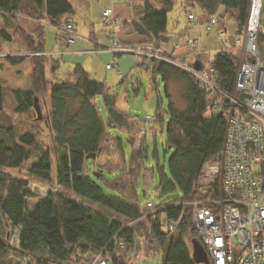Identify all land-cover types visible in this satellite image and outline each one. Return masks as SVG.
<instances>
[{"label": "trees", "instance_id": "trees-1", "mask_svg": "<svg viewBox=\"0 0 264 264\" xmlns=\"http://www.w3.org/2000/svg\"><path fill=\"white\" fill-rule=\"evenodd\" d=\"M33 1L37 6L45 4L53 25L62 21L61 16L74 11L67 0ZM158 2L160 9L155 7L151 0H142V3L133 5V28L146 38L138 45L161 48L162 36L167 32L168 12L174 0ZM251 3L252 0H191L190 5L201 8L213 17L221 12L223 7L236 9L237 28L241 35L249 21ZM20 6V0H0V10L5 13H19L22 11ZM262 13L264 14V4ZM257 39L259 47L258 43L264 42V33L261 30ZM165 55L180 61L171 54ZM23 57L28 56L7 58L12 63H17L23 60ZM33 59L35 67L31 76L32 88L13 91L17 101L16 111L20 113L33 109L35 96H41L40 93L44 92L47 86L45 57L33 56ZM152 63V68L146 70L161 75L169 99L166 124L167 147L170 151L169 174L165 173L164 169L159 170L158 190L162 196L177 191L180 195L170 202H155L156 208H165L140 219L143 214L149 213L150 208L147 205L141 208L137 198L128 197L124 193L126 186L120 184L125 181L123 171L126 170L123 166L110 165L111 168L97 171L94 163L91 168H86L87 161L91 159L87 158V155L92 153H97V157L91 159L94 161L109 152L107 155L111 157L119 153L122 165L125 162L122 142L107 132V125L127 129L133 136V148L139 133L141 138V130L129 121L124 111L117 108L116 100L108 94L106 84L92 78L80 64H76L65 80L50 86L51 109L44 122L54 134V150L37 146L36 134L33 132L21 135L19 140L12 136L10 141L0 140V168L22 166L30 158L29 147L35 146L38 154L35 157L37 161L31 165V174L51 180L55 164V178L59 185L82 199L108 208L126 220L123 222L113 219L59 192H50L31 211L28 209V198H35L37 194L29 187L28 180L11 177L0 171V188L6 185L8 191L5 196H0V227L6 220L17 230L18 250L35 258L34 262L27 264H81L87 253H99L118 233L126 240V247L120 252L117 264H134L127 259V254L134 246L137 235L142 232L151 240H156L158 247L162 249L163 264H205L193 257L183 234L175 238L173 233L162 228V223L173 218L181 220V233L191 229L193 207L187 202L207 198L210 194L209 188L198 186V180L204 163L215 159L223 148L229 103L224 99L222 107L219 108L197 77L181 66L159 59H153ZM189 66L201 72L212 68L216 74V85L224 92L234 94L239 59L233 54L220 49L208 63L197 62ZM174 80L183 84L185 106L182 109L175 105L168 90ZM98 95L103 96L108 109L107 121L103 119L94 102ZM3 107L4 94L0 82V112ZM161 118L159 110L156 120ZM145 143L146 138H143V144ZM145 156L144 149L140 148L136 152L133 150L131 165L139 162L141 166ZM106 170L121 172L122 177L118 178L120 182L118 179L108 182L111 187L119 190L121 195L107 193L98 183ZM135 220L137 221L133 225L127 226ZM193 241L207 253L196 233L193 235ZM5 249L6 244L0 238V264H3L1 255Z\"/></svg>", "mask_w": 264, "mask_h": 264}, {"label": "rangeland", "instance_id": "rangeland-1", "mask_svg": "<svg viewBox=\"0 0 264 264\" xmlns=\"http://www.w3.org/2000/svg\"><path fill=\"white\" fill-rule=\"evenodd\" d=\"M72 6L74 11L72 13L64 14L63 18L70 19L73 21L75 27L78 30L80 38L88 37V29L93 27L96 29L105 28V17L103 11L105 10V4L108 0H67ZM134 2H139L140 0H133ZM155 7L160 9L158 0H151ZM191 2V1H190ZM189 4L185 5L184 0H175L174 7L168 12V29L174 32L187 31L191 29L190 38L196 39L201 38L202 42L207 37V32L205 28H201L200 32L192 30L196 24V17L199 14V7L191 6ZM22 13H17L16 16H5L0 10V42L4 43L5 46L1 47L3 54L0 55V82L3 87L4 94V107L0 112V140L10 141L12 136L15 140H19V137L25 133H35L37 146L44 149L54 150V134L50 126L44 122L46 116L50 112V99L47 94V90L40 93L39 104L43 113V118L38 119L35 109H29L26 112H17L16 106L17 101L14 95L15 89H30L32 81V58L31 49L28 50V42L25 40L21 29H19L20 23L22 21H27L31 23V20L27 17L29 14L26 7H22ZM194 13V19H189V11ZM213 18V17H212ZM9 19L15 23H18V27L7 28L4 24V20ZM217 22L219 18H216ZM47 20V19H46ZM43 19V26L45 28L46 34V46L44 47L46 52L55 53L56 49L64 45V34L62 31L56 29L55 26L49 25ZM228 20V21H227ZM225 22L229 24V34L235 33L236 20L230 15L229 19ZM92 24V25H91ZM218 25H215L211 31L210 38L213 41V45L208 47L209 58L214 59V54L218 49H221L224 45H227V40H220L218 33L215 31ZM23 28V27H22ZM25 29V28H24ZM3 30H7L10 34L12 40L10 41L3 34ZM246 31L248 30V24L246 26ZM262 31L264 33V14L262 13L260 18V24L256 32V39L258 38V32ZM209 33V32H208ZM258 40V39H257ZM57 41L58 48L55 45ZM86 42V41H84ZM260 54L264 60V42L258 43ZM74 45L73 47H75ZM7 50L13 53H24V59L12 63L6 55H8ZM55 50V51H54ZM30 54V55H27ZM24 56V55H23ZM49 57V56H44ZM81 57V56H80ZM204 57H207L206 55ZM83 59L87 60L88 69L91 71L90 76L96 80L103 81L108 89V94L112 95L116 100V106L121 111L126 113L129 121L135 125L140 133L136 136L137 141L132 143V135L125 128L120 127H109L106 126L107 132L113 135L115 138H119L122 142L125 151V162L121 161V155L118 153L115 157L108 156L106 152L97 161L88 160L86 168L89 169L94 163H96L95 170L100 171L101 169L111 168L110 165L123 166L126 171L125 181L118 179L122 177L121 172L118 170H106L102 174V178L98 180L105 191L110 194H120L121 192L116 188L109 185L110 180L118 179L122 186H126L123 190L128 197L137 198L138 204L141 208L146 206L147 200L152 199L154 202H170L174 198L180 195L179 191L170 193L168 195L162 196L158 190L159 183V170L164 169L165 173L169 174L168 159L170 156V151L167 147V131L166 124L168 121V104L169 99L166 94L165 83L162 77L158 73H153L152 71L145 70L137 61L133 54H127L123 58V66L127 67L128 70L121 76L117 65L114 67L115 71H108L106 69V64L109 62L107 57L101 56H82ZM69 57L65 56L61 66V74H69L73 71V68L68 62ZM180 62V61H179ZM182 63V61L180 62ZM71 66V67H70ZM122 66V65H121ZM117 71V73H116ZM116 73V76L114 75ZM47 89V87H46ZM183 84L180 81L174 80L169 85V93L175 105L182 109L185 106V100L183 98ZM94 102L100 110V113L105 121L108 119V109L104 103V98L102 95H98ZM159 110L162 114V118L152 122L149 125H145L141 121V118L146 115L158 117ZM143 130L146 131V143L143 144L142 133ZM144 149L146 151V158L142 162L141 166L136 162L131 165V155L138 149ZM30 158L24 162L20 167H2L0 171L4 172L11 177L24 178L28 180L29 187L37 194L35 198H28V209L33 210L50 192L62 193L70 198L81 201L88 207L104 213L113 219L120 221H125L124 217H120L115 212L109 210L108 208L93 203L89 200L82 199L74 194L72 191L62 187L58 184L55 178V164L54 174L51 180H45L39 178L30 173V168L36 160V154H38L37 147L31 146ZM53 163L55 159L53 158ZM131 165V167H130ZM137 176V178H136ZM136 179V181H135ZM127 189V190H126ZM126 191V192H125ZM7 186L4 185L0 188V196H5L7 194ZM5 220V219H4ZM6 221V220H5ZM3 221L0 227V238L6 244V249L1 255L3 264H27L29 262H34L35 258L30 254H24L17 248V230L12 227L11 224ZM191 225V223H190ZM192 226V225H191ZM190 228L192 229L193 227ZM188 230L181 233L177 230L174 234L175 238H179L183 234L184 240L186 241L193 257H195V244L193 241V235L195 230ZM153 244L158 247L156 240ZM132 262V259H131Z\"/></svg>", "mask_w": 264, "mask_h": 264}, {"label": "built area", "instance_id": "built-area-1", "mask_svg": "<svg viewBox=\"0 0 264 264\" xmlns=\"http://www.w3.org/2000/svg\"><path fill=\"white\" fill-rule=\"evenodd\" d=\"M16 16L17 13H5ZM107 26L114 27L119 20L108 9L104 12ZM189 19H194L190 10ZM211 23H217L213 17ZM64 34V42L70 45L80 36L71 21H61L55 25ZM225 38V32H222ZM245 51L239 62L234 94L224 92L216 85V74L212 68L197 71L187 64L165 55L162 48L149 45H125L114 37L110 45L89 53L111 52L133 54L146 70L153 66L152 60H167L192 72L217 103H229L230 111L221 152L215 159L206 161L198 180L200 188H209V196L187 202L192 208L190 223L197 238L204 245L210 264H264V60L257 46L256 35L249 31L242 34ZM241 42V38L238 39ZM190 46H197V39H188ZM61 52L31 51V56H51ZM3 52L0 51V55ZM27 54V55H30ZM24 53H8L9 56H23ZM116 62L107 65L111 69ZM145 125L156 121L154 116L141 118ZM146 138L143 130L142 137ZM155 214L165 207L156 208L152 199L146 204ZM135 221L127 226L133 225ZM181 220L169 219L162 228L175 233ZM126 240L114 235L99 253H87L81 264H117L120 252L125 249ZM134 264H163V251L153 244L146 233H139L134 246L127 254Z\"/></svg>", "mask_w": 264, "mask_h": 264}, {"label": "crops", "instance_id": "crops-1", "mask_svg": "<svg viewBox=\"0 0 264 264\" xmlns=\"http://www.w3.org/2000/svg\"><path fill=\"white\" fill-rule=\"evenodd\" d=\"M20 1H21L20 9L23 6L26 7L28 10L26 12L29 14V16L27 17L31 20V23L28 22L27 20V21H22V23H20L19 25L20 26L19 29H21V32L23 33L25 40L28 42V47H29L28 50L31 49V51H36V50L45 51L44 47L46 46V43H45L46 34H45V28L43 26V19L44 20L47 19L46 21H48L47 23L49 25L55 26L51 23V19L47 15L46 6L45 4H43V6H37L33 0H20ZM190 1L191 0H184V4L187 5L189 4ZM139 3H142V0H140L139 2H134L133 0H108L105 4L106 7H105V10L103 11L102 16H104V12L106 10L111 9L113 10V13L116 16V18L119 20L118 24L112 27V26H107V23L105 22L106 24L105 28L103 27V28L96 29V28L91 27L88 29V37L79 38L67 46L66 44H64L58 48L57 41L55 42V45L58 48L56 49V52L63 51V53L45 57L44 66H45V74H46V81H47L46 90H47V94L49 95V99H50L51 84L55 82L63 81L68 76L67 73L66 74L60 73L62 62L65 56L69 57L68 62H70L72 68H74L76 64H80L89 74L91 71L88 69L89 67L86 63L88 59H83L81 58L82 56H97V55L106 56L109 61L106 64V69L108 71H115L114 67L111 69H108L107 65L110 63L116 62L117 66L121 68L119 69L120 71L119 76L123 75L128 70L127 67L123 66V58L125 55L130 54V53H124V54H116V53H111V52L89 53V51L94 50V49H102L105 46L110 45L114 37H118L121 40V42L125 45H133V44L138 45V43L145 41L146 38L144 36L139 35L134 30L133 25H132L133 5H136ZM174 3H175V0L173 2L172 8L174 7ZM230 15L235 18L236 25H237L235 29V33H231V34H229V31H230L229 24L228 22L227 23L225 22L226 19L230 18ZM63 16H61L60 20L73 22L70 19L63 18ZM212 17L213 16L209 15L207 12L199 8V14L196 17V24L192 28L193 32L194 31L200 32L201 28H205V31L207 32V37L204 40V43L202 42L200 38L201 36H200L199 38H196L198 45L190 46V44H188V39L190 38L191 29L190 31L187 30V31H181V32L176 33L172 30H169L168 25H167V32L165 35L168 37V41H161L160 43L161 48L165 52H167L168 54H171V56H173L174 58L180 61L181 59H184V60L186 59V61H182V62L187 65L195 64L197 62L198 64L204 63V62L208 63L209 61L212 60L211 58H209L210 50L208 49L210 45H213V41L210 38L211 31L213 30L215 25H218L215 31L218 33L219 39L227 40V45H224L221 49L226 50L227 52L236 56L240 62L244 54V51H245V43H244V40H242V34L239 35L238 33V28H237L238 27V24H237L238 11L236 9H230V8H224V7L221 8V12H219L216 16H214L215 18H219L218 22L215 24L211 23ZM4 22L7 28L18 27V23H19V22L15 23L9 19L4 20ZM56 29L58 28L56 27ZM222 32H225V38H222ZM3 34L10 41L12 40L7 30H3ZM239 38H241V42H238ZM74 45L76 46L73 47ZM4 46L5 44L0 42V51H1V47H4ZM7 51L11 52L9 50ZM219 51L220 49H218L216 53H218ZM205 55L207 57H204ZM34 62H35V59L32 58V63H33L32 73L35 67ZM193 66L191 67L195 68ZM116 73H114L115 76H116ZM31 88H32V81H31ZM30 89H27V90H30ZM21 90H24V89H21Z\"/></svg>", "mask_w": 264, "mask_h": 264}, {"label": "water", "instance_id": "water-1", "mask_svg": "<svg viewBox=\"0 0 264 264\" xmlns=\"http://www.w3.org/2000/svg\"><path fill=\"white\" fill-rule=\"evenodd\" d=\"M254 35H256V32L254 33ZM162 41H168V37L166 35H163ZM33 108L35 109V111L37 113V118L42 119L43 113L41 110V106L39 104V97L38 96H35V98H34ZM96 157H97V153H92V154L87 155V158H91V159H95ZM96 175L98 176V174H96ZM194 244H195V248H196L195 259L199 262L201 261V262H204L205 264H210L207 253L203 250L202 247L201 248L198 247L195 242H194Z\"/></svg>", "mask_w": 264, "mask_h": 264}, {"label": "bare ground", "instance_id": "bare-ground-1", "mask_svg": "<svg viewBox=\"0 0 264 264\" xmlns=\"http://www.w3.org/2000/svg\"><path fill=\"white\" fill-rule=\"evenodd\" d=\"M264 0H252L250 16L248 21V31L250 36L252 37L260 24V18L263 11Z\"/></svg>", "mask_w": 264, "mask_h": 264}]
</instances>
